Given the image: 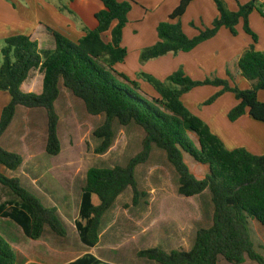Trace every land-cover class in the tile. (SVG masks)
<instances>
[{
    "label": "trees",
    "instance_id": "1",
    "mask_svg": "<svg viewBox=\"0 0 264 264\" xmlns=\"http://www.w3.org/2000/svg\"><path fill=\"white\" fill-rule=\"evenodd\" d=\"M101 1L105 9L97 14L98 28L87 32L78 42L53 29L57 44L53 51L40 50L38 42L29 35H15L4 40L0 47L3 56L0 91H8L11 101L1 114L0 137L12 124L18 106L44 108L48 118L46 151L52 156L60 154V117L55 102L60 95L59 84L63 82L74 96L84 102L90 114L106 116V122L94 131V136L102 140L96 152L104 153L112 146L115 120L122 125L135 123L146 133L143 151L127 165L89 169L79 219L76 220L84 244L90 247L99 244L102 220L122 193L132 188L135 197L138 196L136 168L148 160L153 145H156L167 153L179 175V194L192 197L210 191L214 205L213 224L197 231L190 250L167 252L154 247L139 251V257L158 264H219L220 257L231 264H243L247 259L264 264V256L255 248L250 227L251 220L264 227V154L255 155L245 148L228 149L210 126L181 101V96L195 87L221 86L222 89L206 104L215 102L225 92H232L239 103L230 110V121L249 114L255 120L264 122V102L259 99V91L264 90V51L256 49L258 36L249 22L250 14L255 10L264 16L263 0L240 4L237 11L230 10L224 0H215L219 16L211 27L200 29V33L193 38L184 32L181 23V17L192 0H181L169 20L158 25L159 41L142 51V62L168 53L192 51L202 42L215 37L222 27L237 35L236 27L242 19L245 31L252 36L254 43L240 57L238 68L251 83V88L242 89L237 83L232 85L230 80L215 75L195 81L180 69L164 83L148 77L160 90L161 98L146 97L137 81L115 69L116 64L123 62L127 56L121 42L133 1ZM114 21L118 23L112 30V42L105 43L102 34L111 28ZM38 67L45 72L43 92H24L22 84L29 72ZM113 74L126 81L132 90L116 83ZM228 74L231 80H235L229 69ZM190 133L197 136L199 146ZM185 153L203 167V179L197 178L186 161ZM22 163L20 154L0 145V165L16 170ZM0 185L9 188L19 200L1 205L0 215L17 222L27 236L38 240L46 227L58 236L67 235L66 227L58 218L57 207L45 206L38 196L22 185L19 178L0 172ZM16 261L17 254L12 244L0 235V264H16ZM69 264L109 263L93 255H85Z\"/></svg>",
    "mask_w": 264,
    "mask_h": 264
},
{
    "label": "crops",
    "instance_id": "2",
    "mask_svg": "<svg viewBox=\"0 0 264 264\" xmlns=\"http://www.w3.org/2000/svg\"><path fill=\"white\" fill-rule=\"evenodd\" d=\"M120 1H133V6L128 14V23L123 29L121 42L122 47L127 50V56L123 62L116 64L115 69L137 81L144 90L141 93L146 97L161 98L160 90L148 77L164 83L168 81L171 75L183 69L186 75L195 81L205 80L211 75L231 81L228 74V66L232 63L237 65L234 74L237 75L236 83L239 87L242 89L251 88V83L246 78L244 80L238 68L240 57L254 43L252 36L245 31L242 19L236 27L237 35H234L227 27H222L215 37L202 42L192 51H181L178 54L168 53L159 58L142 62V51L145 48L154 46L159 41L158 25L163 21L169 20L170 14L178 7L181 0ZM224 1L230 10L237 11L240 4H246L251 0ZM103 9H105V5L101 0H0V47L3 46L4 40L8 37L29 35L32 40L38 42L40 50L53 51L56 49L57 44L51 29L74 42H78L86 36L87 32L98 28L97 14ZM218 16L219 10L215 0H192L181 17L183 30L189 37H196L200 33V29L211 27ZM249 22L251 29L258 36V41L255 43L256 49L264 51V16L258 10H255L250 14ZM117 23V21H114L111 28L102 34L105 43L112 42V30ZM119 78L123 80L121 77ZM44 79L45 72L40 67L34 68L29 72L21 89L26 93L41 94L44 90ZM231 84L233 85L232 81ZM59 88L60 95L55 102V107L60 117V126L61 116L58 110V102L62 94L66 91L68 92V89L63 82H60ZM221 89V86L214 85L198 86L183 94L181 101L191 112L207 122L219 136L222 134L217 128L229 131L232 139H243V145L247 146L245 149L255 155H263L264 122L255 120L249 114L240 117L236 121H230L228 114L239 103L232 92L223 93L212 105L202 106L208 98ZM225 99L227 103L223 104L222 101ZM259 99L264 102V90L259 91ZM10 101L11 95L9 92L0 91V119L3 108ZM47 123V112L44 108L18 106L12 124L0 137V145L2 147L23 157V163L18 169L11 170L4 165H0V172L10 177L20 172L21 175L27 178L30 187L34 191L37 190L39 192L41 190L39 181L44 173L49 170L44 163L49 158L46 151ZM59 138L61 141L60 134ZM222 138L225 139L224 136ZM237 147V145L232 144V148L229 149L232 150ZM21 181L23 184L25 183L24 180L21 179ZM0 192H5L3 187H0ZM40 197H42L41 193ZM7 202L9 201L1 202L0 206ZM51 206L57 207L58 213H61L58 203H53ZM9 208L8 206V210H10ZM78 219L79 214L75 219V226ZM12 221L15 222L9 217L0 215V222L5 223V235L9 237L10 233L15 237V242L9 238L8 240L17 254L16 264H69L85 255H93L99 259L89 251V249H93L96 246L90 247L84 244L80 238L83 247L80 248L82 253L79 256L63 263L38 261L46 260L45 249L43 247L42 253L36 257L30 252L33 251L31 250V245H36L35 242H40L41 244V240L49 227L45 228L44 234L40 239L30 243L25 240L24 234L26 235V233L22 226L15 222L19 226L17 227ZM250 222L253 223L255 228L260 227L261 230H264V227L259 222L255 220ZM254 227H252V230ZM66 229L67 236L69 233L74 236L73 231L70 232L68 227ZM27 237L30 238L29 236ZM22 252L26 261L20 263L19 258ZM153 264L158 263L155 262Z\"/></svg>",
    "mask_w": 264,
    "mask_h": 264
},
{
    "label": "rangeland",
    "instance_id": "3",
    "mask_svg": "<svg viewBox=\"0 0 264 264\" xmlns=\"http://www.w3.org/2000/svg\"><path fill=\"white\" fill-rule=\"evenodd\" d=\"M2 62L3 56L0 54V66ZM236 66L234 63L228 66L235 79L231 80L233 84L237 82V75L234 74ZM113 75V80L116 83L131 89L127 82L122 81L117 75ZM205 102L202 106L214 103L206 104ZM222 103L226 104L227 100H223ZM58 110L61 116L59 134L62 150L59 156L48 154L49 158L44 161L49 170L39 181L40 192L34 191L27 178L20 172H17L18 174L13 177H20L24 180L25 183L22 185L38 196L43 204L45 203L49 207L53 203L59 204L60 211L65 217L63 218V215L58 213V218L66 228H69L70 232H74V236L72 233L64 237L58 236L47 228L41 244L35 242L36 245H31L33 251L30 252L38 257L44 247L46 260L38 261L63 263L82 253L80 248L83 246L75 226V219L79 214L83 187L86 184L89 169L127 165L132 158L143 151L146 133L135 123L122 125L118 120H115L112 125L115 132L112 146L106 152L98 153L96 149L102 144V140L94 136V131L106 122V116L90 114L84 102L69 90L62 94L58 102ZM211 130L216 134L213 129ZM217 130L222 134V137H225L223 139L216 134L228 149L232 148V144L237 145V148L247 147L245 144L243 145L242 138L232 139L229 131L220 128ZM190 136L199 146L197 136L194 133H190ZM185 158L197 178L203 179L205 177L203 167L187 153H185ZM136 179L138 196L135 197L134 190L128 188L118 197L102 220L99 244L95 248L89 249L103 262L153 264L155 262L139 257V251L154 247H159L167 252L190 250L195 243L197 231L212 226L214 205L210 191L206 190L202 194L192 197L179 194V175L163 149L153 145L148 160L137 166ZM0 187H3L5 191L0 192V203L12 202L10 200L13 199L19 201L9 188ZM40 193L42 197H40ZM12 223L19 227L15 222L12 221ZM4 226L5 223L0 222V235L6 240L9 238L15 242V237L12 234L9 233V237L5 235ZM250 227L251 230L254 227L251 222ZM252 236L257 252L264 256V230L254 227ZM24 237L30 243L35 241L25 234ZM20 247L22 246L20 245ZM19 259L20 263L26 261L23 252ZM219 264L231 263L220 257ZM243 264L258 263L247 259Z\"/></svg>",
    "mask_w": 264,
    "mask_h": 264
}]
</instances>
